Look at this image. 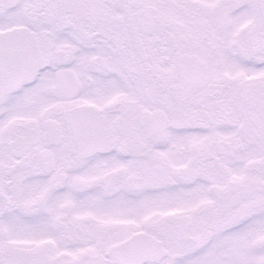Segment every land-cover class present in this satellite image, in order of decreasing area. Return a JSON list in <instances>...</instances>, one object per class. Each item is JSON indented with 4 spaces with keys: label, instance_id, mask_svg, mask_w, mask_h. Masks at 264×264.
I'll return each instance as SVG.
<instances>
[{
    "label": "snow or ice",
    "instance_id": "obj_1",
    "mask_svg": "<svg viewBox=\"0 0 264 264\" xmlns=\"http://www.w3.org/2000/svg\"><path fill=\"white\" fill-rule=\"evenodd\" d=\"M0 264H264V0H0Z\"/></svg>",
    "mask_w": 264,
    "mask_h": 264
}]
</instances>
